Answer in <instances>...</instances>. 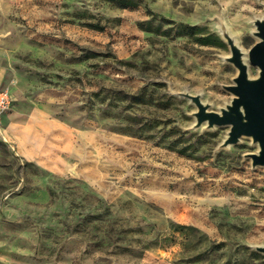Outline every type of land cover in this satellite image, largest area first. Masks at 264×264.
<instances>
[{
  "label": "rangeland",
  "instance_id": "1",
  "mask_svg": "<svg viewBox=\"0 0 264 264\" xmlns=\"http://www.w3.org/2000/svg\"><path fill=\"white\" fill-rule=\"evenodd\" d=\"M264 0H0V264H264L251 136L194 127L233 98ZM251 76L260 68L249 63Z\"/></svg>",
  "mask_w": 264,
  "mask_h": 264
},
{
  "label": "water",
  "instance_id": "2",
  "mask_svg": "<svg viewBox=\"0 0 264 264\" xmlns=\"http://www.w3.org/2000/svg\"><path fill=\"white\" fill-rule=\"evenodd\" d=\"M256 29L253 31L259 37L248 53L239 45L237 38L227 27H222V33L231 46V54L227 61L233 62L239 69L234 77V83L224 84L233 93V98L220 110L210 109L211 104L204 102L201 94L190 91L177 92L189 97L198 106L194 112L196 122L194 127L206 124L208 128L218 125H229L231 129L220 147L237 143L243 136H251L259 145L258 151L247 153L252 158L253 166L264 165V17L255 19ZM260 68L259 75L251 76L249 63ZM257 248L264 252V245Z\"/></svg>",
  "mask_w": 264,
  "mask_h": 264
},
{
  "label": "built area",
  "instance_id": "3",
  "mask_svg": "<svg viewBox=\"0 0 264 264\" xmlns=\"http://www.w3.org/2000/svg\"><path fill=\"white\" fill-rule=\"evenodd\" d=\"M15 97L8 88L0 87V116L13 105Z\"/></svg>",
  "mask_w": 264,
  "mask_h": 264
},
{
  "label": "bare ground",
  "instance_id": "4",
  "mask_svg": "<svg viewBox=\"0 0 264 264\" xmlns=\"http://www.w3.org/2000/svg\"><path fill=\"white\" fill-rule=\"evenodd\" d=\"M233 34H234V32H233ZM235 36V35H234ZM238 39V38H237Z\"/></svg>",
  "mask_w": 264,
  "mask_h": 264
}]
</instances>
